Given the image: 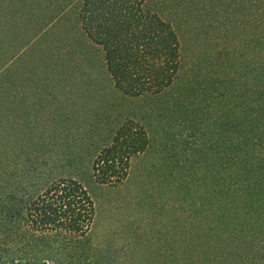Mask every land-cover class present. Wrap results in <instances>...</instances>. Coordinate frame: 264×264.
<instances>
[{
  "label": "rangeland",
  "instance_id": "374dc122",
  "mask_svg": "<svg viewBox=\"0 0 264 264\" xmlns=\"http://www.w3.org/2000/svg\"><path fill=\"white\" fill-rule=\"evenodd\" d=\"M143 4L176 32L180 64L133 94L83 29L81 0H0V178H35L37 164L81 181L99 264H264L255 209L221 211L235 154L264 172V0ZM127 122L146 145L102 182L94 160Z\"/></svg>",
  "mask_w": 264,
  "mask_h": 264
},
{
  "label": "trees",
  "instance_id": "16d2710c",
  "mask_svg": "<svg viewBox=\"0 0 264 264\" xmlns=\"http://www.w3.org/2000/svg\"><path fill=\"white\" fill-rule=\"evenodd\" d=\"M144 2L81 0L79 10L83 29L103 45L114 84L133 94L160 90L180 64L176 32L144 8ZM130 122L118 129L94 160V174L102 182L115 174L116 163H127L146 145L145 130ZM246 156L235 154L231 161L234 169L229 173L235 179L229 177L231 186L224 188L221 211L254 208L259 224L264 222V172L256 175L261 170L249 167ZM31 170L35 178H19L15 173L0 178V264H99L92 246L85 243L95 214L87 187L65 175L48 178L49 172L40 171L37 164Z\"/></svg>",
  "mask_w": 264,
  "mask_h": 264
}]
</instances>
